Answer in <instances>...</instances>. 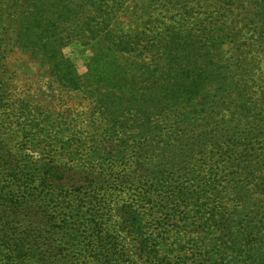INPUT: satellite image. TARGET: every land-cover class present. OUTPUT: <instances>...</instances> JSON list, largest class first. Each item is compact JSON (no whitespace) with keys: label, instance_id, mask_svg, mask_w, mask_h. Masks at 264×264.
I'll return each mask as SVG.
<instances>
[{"label":"trees","instance_id":"trees-1","mask_svg":"<svg viewBox=\"0 0 264 264\" xmlns=\"http://www.w3.org/2000/svg\"><path fill=\"white\" fill-rule=\"evenodd\" d=\"M143 1L0 0V264H264V0Z\"/></svg>","mask_w":264,"mask_h":264},{"label":"rangeland","instance_id":"rangeland-1","mask_svg":"<svg viewBox=\"0 0 264 264\" xmlns=\"http://www.w3.org/2000/svg\"><path fill=\"white\" fill-rule=\"evenodd\" d=\"M141 4H145L146 2L140 0ZM132 2L131 4H133ZM151 16H148L146 19L150 21H161V15L158 12L150 13ZM160 15V16H159ZM170 22L169 20H167ZM143 24V23H142ZM159 23L155 22L151 31H157L159 27ZM199 22H194L191 25V30H193L192 34H200L199 30ZM136 30L143 32L145 29L143 27L137 28ZM67 57H69L77 66L79 72L84 74L87 71V64L89 58L93 55V50H90L88 46H84L80 42H74L70 46L66 47L64 50ZM113 62V61H112ZM217 67L222 65V55L221 53H216V58L214 59ZM43 62H37L32 54L23 53L20 50H15L12 54V62L9 66L10 72L16 77L12 78L10 81V89L16 94L29 91L34 97L41 98L46 101L48 104L56 105L55 102L56 95H65L66 101L68 102V107H76L84 100L78 96L79 93H67L62 92L64 90L63 86L59 85L56 78L51 76L50 68L48 65H43ZM126 63V62H125ZM114 66L117 65L114 63ZM143 64L148 65L149 67H153L151 58H146L143 61ZM160 74V72L156 70L150 71L149 74L144 75L142 77H136L134 82L136 83L138 89L139 86L143 83L148 85L145 79H150L151 81L156 80V76ZM124 77L130 78V76L123 74ZM150 85V84H149ZM59 93V94H58ZM64 93V94H62Z\"/></svg>","mask_w":264,"mask_h":264}]
</instances>
